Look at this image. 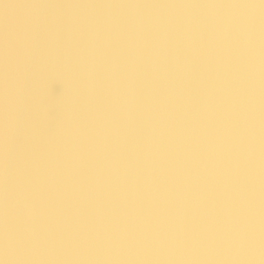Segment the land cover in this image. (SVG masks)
<instances>
[{"label": "water", "instance_id": "95a60500", "mask_svg": "<svg viewBox=\"0 0 264 264\" xmlns=\"http://www.w3.org/2000/svg\"><path fill=\"white\" fill-rule=\"evenodd\" d=\"M261 2L0 0V264H264Z\"/></svg>", "mask_w": 264, "mask_h": 264}, {"label": "snow or ice", "instance_id": "6c2138e0", "mask_svg": "<svg viewBox=\"0 0 264 264\" xmlns=\"http://www.w3.org/2000/svg\"><path fill=\"white\" fill-rule=\"evenodd\" d=\"M41 7V6H37ZM46 7H67V6H57V5H52V6H46ZM79 7H87V6H79ZM95 7H117V6H95ZM122 7V6H121ZM149 7V6H145ZM176 7H252V5H212V6H176ZM260 7L264 9V0H262Z\"/></svg>", "mask_w": 264, "mask_h": 264}]
</instances>
